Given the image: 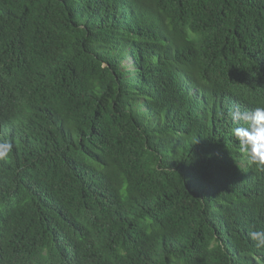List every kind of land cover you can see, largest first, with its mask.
I'll list each match as a JSON object with an SVG mask.
<instances>
[{"label": "trees", "instance_id": "obj_1", "mask_svg": "<svg viewBox=\"0 0 264 264\" xmlns=\"http://www.w3.org/2000/svg\"><path fill=\"white\" fill-rule=\"evenodd\" d=\"M259 106L264 0H0V264H264Z\"/></svg>", "mask_w": 264, "mask_h": 264}, {"label": "clouds", "instance_id": "obj_2", "mask_svg": "<svg viewBox=\"0 0 264 264\" xmlns=\"http://www.w3.org/2000/svg\"><path fill=\"white\" fill-rule=\"evenodd\" d=\"M218 116L222 118L223 113H218ZM229 116L237 125L232 129V135L239 144L240 153L247 156L249 164L264 172V106L251 111L237 108ZM12 147L9 141L0 142V161L10 157ZM250 238L257 249H264V231H252Z\"/></svg>", "mask_w": 264, "mask_h": 264}, {"label": "bare ground", "instance_id": "obj_3", "mask_svg": "<svg viewBox=\"0 0 264 264\" xmlns=\"http://www.w3.org/2000/svg\"><path fill=\"white\" fill-rule=\"evenodd\" d=\"M20 4V3H19ZM138 21V20H137ZM135 22V21H134Z\"/></svg>", "mask_w": 264, "mask_h": 264}]
</instances>
